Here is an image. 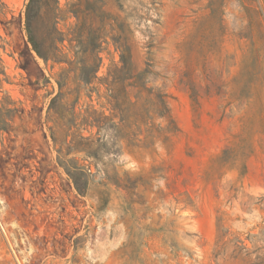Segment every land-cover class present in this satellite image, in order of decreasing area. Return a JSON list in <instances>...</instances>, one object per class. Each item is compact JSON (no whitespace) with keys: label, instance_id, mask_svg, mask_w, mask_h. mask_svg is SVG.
Segmentation results:
<instances>
[{"label":"rangeland","instance_id":"rangeland-1","mask_svg":"<svg viewBox=\"0 0 264 264\" xmlns=\"http://www.w3.org/2000/svg\"><path fill=\"white\" fill-rule=\"evenodd\" d=\"M28 1L0 0V264H264V0H36L42 52L73 59L54 40L82 31L104 77L128 47L163 96L135 147L80 125L88 106L109 116L103 86L75 103L70 75L48 111L66 65L31 51Z\"/></svg>","mask_w":264,"mask_h":264},{"label":"trees","instance_id":"trees-1","mask_svg":"<svg viewBox=\"0 0 264 264\" xmlns=\"http://www.w3.org/2000/svg\"><path fill=\"white\" fill-rule=\"evenodd\" d=\"M35 5H37L36 0H29L25 7L24 27L28 43L31 45V51H33L44 64L51 61L52 64L66 65V68L61 69L55 80L58 93L51 99L48 111L52 109L54 104L70 95L69 92H64V90L68 89V81L70 75H72V82L76 85L75 90H73L75 94V103L80 99L82 90L88 98L95 93L99 99L101 96L99 95L98 87L103 86L105 88L104 98L109 116H104L103 113H98L88 106L84 110L83 115H80L81 126L90 128L95 127L97 132L107 129L117 130V135L114 136V143H117V141H125L127 147L137 146V143L140 142L139 136L142 133V127L146 128V142L151 140L150 133L152 126H148L149 121L152 120V116L150 115H158L160 118L168 117L167 110L162 95L157 94L152 96L151 91L144 88L143 76L146 71L141 74H135L131 52L128 47L123 49L120 48L118 64L112 65L104 77H98L97 75L101 64L99 44L97 43L98 40L97 38H92L89 39L87 43H84L82 31H78L76 35H74L73 31L67 32L66 34L57 32L58 37L54 40V42L60 45H62L64 41H67L70 49L74 50L73 59H70L67 53H64L63 50L57 47H54L52 51L42 52L32 36V26L35 21L40 18L41 9L40 6H36L38 13L35 18V16L31 15ZM72 7H76V5H72ZM86 10H91V8L88 7ZM70 13L78 20V13H81V11L71 10ZM52 24L55 26V20H52ZM73 43L76 45H73ZM128 87L139 89V92L134 96L136 99L134 102L131 100L130 94L127 91ZM143 91L147 92L146 98L144 99L145 106H141L138 109L137 101L142 98ZM3 111L8 115L14 112L10 109H4ZM115 118L118 119L117 123L113 122ZM70 120L74 122L75 119H73L72 116ZM70 120L68 122H70ZM131 125L136 128L135 132L132 134H122L123 130L125 128L129 129ZM6 126L7 123L4 122V124L0 126V130H4ZM48 130L50 138L55 144V133L51 127L48 128ZM96 141L98 142L100 139ZM93 142L94 140L90 138L80 137V141L71 142V144L73 143L76 146L83 145V147L88 150ZM72 149L77 148L72 147Z\"/></svg>","mask_w":264,"mask_h":264}]
</instances>
